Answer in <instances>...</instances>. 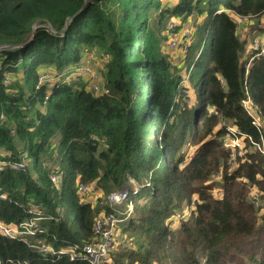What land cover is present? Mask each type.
Listing matches in <instances>:
<instances>
[{"label": "trees", "instance_id": "16d2710c", "mask_svg": "<svg viewBox=\"0 0 264 264\" xmlns=\"http://www.w3.org/2000/svg\"><path fill=\"white\" fill-rule=\"evenodd\" d=\"M166 13L197 26L177 64ZM253 29L264 31V0H0V222L39 225L29 241L0 233V264H90L70 249L100 238L107 195L123 189L104 264H264V155L243 104L264 111ZM88 51L108 56L96 68L103 93L89 77L66 80L92 64ZM229 126L247 136L234 166Z\"/></svg>", "mask_w": 264, "mask_h": 264}, {"label": "built area", "instance_id": "2783aa9c", "mask_svg": "<svg viewBox=\"0 0 264 264\" xmlns=\"http://www.w3.org/2000/svg\"><path fill=\"white\" fill-rule=\"evenodd\" d=\"M239 22H242V20L239 19ZM195 29H197V26H182L180 21L174 18L168 20L166 23V33L168 35L167 49L174 64L179 63L181 59L183 60L184 56L190 51L192 41L191 35ZM254 46L260 49L258 55H264V38L262 41H256ZM87 57L92 59L97 65H103V63L108 61V56L97 55L95 51H88ZM252 60L253 58L250 59V63ZM48 76L52 82L56 81V77H53L52 74H49ZM77 76L91 78L89 90L96 93H103V90L99 84L100 78L94 71L93 67L89 64H83L82 66L75 69L72 74L66 77V80H71ZM188 76L189 75H187V78ZM45 78L46 75H43L42 80ZM5 82L8 84L10 82V78L6 77ZM243 104L252 117V123L261 133V141L259 142L253 141L251 137L248 138L251 139L254 148L262 152L264 155V111H255L253 108V101L250 99L243 101ZM232 134L235 137H233ZM244 138H247V136L245 134H239L236 127L232 126L228 128V136L224 139V142L225 146L231 151V156L233 159V162H231L232 166L235 164V158L244 154L245 144L242 145V139ZM24 166L25 165L22 164L20 168H23ZM215 178H217V183H221L219 181V173H215L213 175V180H215ZM53 180L58 184V177L54 176ZM76 188L77 192L84 196H89L98 192V189H96L93 185L89 186L83 183H78ZM217 194L220 195L221 193L218 191ZM128 198L129 191L127 189L113 191L107 195L106 202L113 208V212H110L107 215H100L97 221L96 229L97 233L100 234V238L96 242L86 245L83 250H78V246L72 247L70 249L71 259L87 260L90 264H104L106 261H108L110 252L113 249L114 244L117 243V237L120 232L119 224L124 219L119 217L121 211L116 206H120L126 202ZM251 199L256 203V205H259V193L254 189L251 191ZM133 208L134 207L132 203L127 205V210L125 211L126 217L130 215ZM37 222L38 219L27 220L21 225H7L3 222H0V233L11 239L29 241L36 236V228L39 227ZM123 238L124 237H121V239ZM39 248L42 252L53 251V249L45 245H41Z\"/></svg>", "mask_w": 264, "mask_h": 264}, {"label": "rangeland", "instance_id": "374dc122", "mask_svg": "<svg viewBox=\"0 0 264 264\" xmlns=\"http://www.w3.org/2000/svg\"><path fill=\"white\" fill-rule=\"evenodd\" d=\"M164 1V4H166V2H169V3H171V4H173L174 2H175V0H163ZM109 7H110V10L111 11H113V13H114V17L116 18V16L118 15V10H116L115 9V5H113V4H109ZM170 19H172V17H171V15L169 14V13H166V15L164 16V22L165 23H167L168 22V20H170ZM177 20H179V19H177ZM198 20H199V18H198ZM193 22V21H192ZM152 24H154V21H152ZM242 26L241 27H246L247 26V24H248V21H246V22H241L240 23ZM245 25V26H244ZM254 31H257L256 29H253ZM210 33V31L208 32V34ZM242 33V32H241ZM263 33H264V31H257L256 33H255V35H253V37L251 38L250 37V39H249V42L247 43V41H246V43H247V45H246V48L249 50H251V42L253 43V41H256L257 40V42H258V40H260L261 39V36L263 35ZM243 34V33H242ZM200 37V31L198 32V34H197V36H195L194 37V40L197 38V40H198V38ZM243 38V37H242ZM196 40V41H197ZM196 41L194 42V47H195V45L197 44L196 43ZM246 54H248V53H246ZM90 65H92V67H93V69H94V71L96 72V68H98V69H100V68H102L103 67V65H102V67H100L99 65H97V64H95L94 63V61H92V64H90ZM100 67V68H99ZM100 71V70H99ZM42 74H43V71H42ZM207 113H209V112H207ZM229 127H232V126H229ZM233 127H235V126H233ZM237 129V128H236ZM237 132H238V130H237ZM227 136H228V132L223 136V138L225 139V138H227ZM232 136L233 137H235L233 134H232ZM244 143H243V141H242V145H243ZM193 151H194V149H192V150H190V153H189V155H192V153H193ZM216 179L217 178H215V182H216ZM213 182V181H212ZM220 184L221 183H217L216 182V187L217 186H220ZM138 187V186H137ZM260 197V196H259ZM261 200V199H260ZM126 204V203H125ZM129 204V202L127 203V205ZM133 204V203H132ZM260 205H264V202L261 200V202H260ZM134 207V206H133ZM134 209V208H133ZM129 240L127 239V237L126 236H124V238L121 240V243H125V242H128ZM135 264V263H134Z\"/></svg>", "mask_w": 264, "mask_h": 264}, {"label": "crops", "instance_id": "0c3cea01", "mask_svg": "<svg viewBox=\"0 0 264 264\" xmlns=\"http://www.w3.org/2000/svg\"><path fill=\"white\" fill-rule=\"evenodd\" d=\"M242 22H243V20H242Z\"/></svg>", "mask_w": 264, "mask_h": 264}]
</instances>
